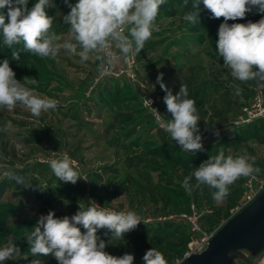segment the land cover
<instances>
[{
  "label": "rangeland",
  "instance_id": "rangeland-1",
  "mask_svg": "<svg viewBox=\"0 0 264 264\" xmlns=\"http://www.w3.org/2000/svg\"><path fill=\"white\" fill-rule=\"evenodd\" d=\"M32 2L29 8L37 0ZM192 3L166 0L156 18L160 31L153 32L138 55L121 58L110 73L101 74L98 62L81 64L79 56L64 50L55 59L35 56L10 62L17 80L36 79L35 85L27 87L57 100L58 105L39 118L20 105L12 112L0 109V165L8 166L0 168V247L11 239L20 250L3 264H30L34 259L24 236L40 215L52 210L56 217L71 216L79 202L87 205L90 199L101 207L141 215L143 222L119 240L110 241L105 229L98 231L108 243V253L133 254L134 264H143L150 248L159 250L168 264H177L190 253L197 237L190 221L194 214L202 231L211 234L244 209L248 185L264 181V82L233 80L215 45L217 24L223 18H211L201 3L200 22L192 25L183 18L193 11ZM50 4L45 10L54 17L51 31L69 39L70 26L63 16L70 8L64 0H50ZM0 12L6 15L4 9ZM251 16L254 13L229 23L264 18L260 13ZM21 47L16 45L14 50ZM11 53L0 39V62ZM160 73L173 94L182 83L189 98L196 100L203 150L181 151L144 104L143 97L150 99L152 107L171 119L163 102L166 93L156 83ZM237 84L243 99L230 86ZM8 121L13 128L5 132ZM215 130L219 136L213 134ZM221 149L226 155L254 156L260 173L255 179L237 180L222 202L214 201L207 187H193L191 194L186 193L183 179ZM64 153L77 162L82 179L75 185L59 181L50 168V161ZM8 169L32 186L24 188L7 179ZM191 183L195 185L194 178ZM81 231L85 230L81 227ZM36 258L42 264H58L51 256ZM251 260L264 264V251ZM237 262L248 264L243 259Z\"/></svg>",
  "mask_w": 264,
  "mask_h": 264
},
{
  "label": "clouds",
  "instance_id": "clouds-1",
  "mask_svg": "<svg viewBox=\"0 0 264 264\" xmlns=\"http://www.w3.org/2000/svg\"><path fill=\"white\" fill-rule=\"evenodd\" d=\"M70 11L63 16L69 27V39L52 32L54 17L49 16L46 7L50 0H37L28 7V0H0V9L7 8L6 15L0 12V39L12 49L11 59L17 62L21 52H27L41 58L55 59L61 50L70 56H79L80 63L90 60L98 62L97 70L101 74L110 73L121 58L138 55L144 49L153 32H159L156 18L166 0H77L75 4L64 0ZM211 13V18H223L218 28L216 49L223 60V67L230 70L235 81L264 82V18L257 22L229 23L242 20L249 13L264 14V0H193L191 8L183 18L192 25L200 22V5ZM187 6V0H185ZM22 46L14 50V46ZM36 79H16V73L10 67L8 59L0 62V109L12 112L17 105L28 109L31 116L39 118L42 113L55 110L58 101L38 95L27 84L35 85ZM156 83L166 93L163 102L171 119L165 117L154 107L153 101L143 97V102L155 115L156 124L162 128L183 152L203 150L201 121L197 111V102L189 98L186 85H180L173 94L163 82V73ZM235 94L242 97L243 89L237 85ZM154 87V86H153ZM205 123H208L205 121ZM13 125L8 121L5 132ZM207 130V129H206ZM219 136L218 130L213 132ZM7 169V165H0ZM50 168L59 181L75 185L81 180L77 162L67 153L50 161ZM261 169L255 166V157L242 154H225L221 149L210 156L199 167L186 176L181 186L191 194L193 187H207L212 199L222 202L230 193V186L240 178H253ZM4 175L15 181L18 186L31 187L22 175L8 169ZM195 179V185L191 181ZM85 180V179H84ZM264 189V184L261 185ZM86 205L78 203L75 214L56 217L50 210L40 215L36 224L24 238L29 245L30 264H42L36 257H54L58 264H134V255L125 253L115 256L106 251L108 243L98 235L101 229L110 241L119 240L134 230L143 219L134 210L115 211L101 207L95 200ZM81 227L85 231H81ZM109 241V243H110ZM20 253L13 240L0 247V264L13 260ZM27 259V257H24ZM143 264H168L164 255L156 248L148 249L142 257Z\"/></svg>",
  "mask_w": 264,
  "mask_h": 264
},
{
  "label": "water",
  "instance_id": "water-1",
  "mask_svg": "<svg viewBox=\"0 0 264 264\" xmlns=\"http://www.w3.org/2000/svg\"><path fill=\"white\" fill-rule=\"evenodd\" d=\"M263 251L264 191L218 230L204 251L177 264H238V259L255 264L251 257Z\"/></svg>",
  "mask_w": 264,
  "mask_h": 264
},
{
  "label": "built area",
  "instance_id": "built-area-1",
  "mask_svg": "<svg viewBox=\"0 0 264 264\" xmlns=\"http://www.w3.org/2000/svg\"><path fill=\"white\" fill-rule=\"evenodd\" d=\"M253 182V180H252ZM264 184V181L261 183L255 184L250 183L248 185V189L245 193L244 197V208L248 205H250L254 199L262 192L264 189L261 188V185ZM191 225H192V232L197 234L196 239L192 243L191 251L190 253L186 256H190L192 254L200 253L206 249V247L209 244L210 239L215 235V233H207L205 231H202L200 222H199V217H197L195 214L193 217L190 218Z\"/></svg>",
  "mask_w": 264,
  "mask_h": 264
},
{
  "label": "trees",
  "instance_id": "trees-1",
  "mask_svg": "<svg viewBox=\"0 0 264 264\" xmlns=\"http://www.w3.org/2000/svg\"><path fill=\"white\" fill-rule=\"evenodd\" d=\"M33 4V2H32V0L31 1H29V3H28V6H31ZM5 11H6V13H7V8H5L4 9ZM254 13V16H251V17H256L257 15H258V13H255V12H253ZM252 13V14H253ZM251 19H253V18H251ZM222 22H223V19H222ZM221 22V23H222ZM221 23H218L217 25L219 26V24H221ZM6 57V58H5ZM33 57H35V55H32V54H30V53H27V52H21V58H23L24 60H28V59H31V58H33ZM4 59H8L9 60V62H12L13 60L11 59V54H6V56H4Z\"/></svg>",
  "mask_w": 264,
  "mask_h": 264
}]
</instances>
